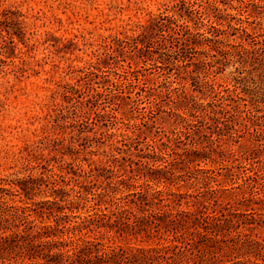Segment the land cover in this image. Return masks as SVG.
Here are the masks:
<instances>
[{
	"label": "rangeland",
	"instance_id": "rangeland-1",
	"mask_svg": "<svg viewBox=\"0 0 264 264\" xmlns=\"http://www.w3.org/2000/svg\"><path fill=\"white\" fill-rule=\"evenodd\" d=\"M185 1L203 22L181 17L180 0H0V182L43 174L61 175L67 191L161 190L164 219L230 212L255 218L241 231L263 241L264 0ZM211 26L225 33L219 43ZM90 64L98 76L79 82ZM111 82L122 93L87 105ZM64 84L86 91L75 107ZM155 230L149 242L111 235L123 245L179 244Z\"/></svg>",
	"mask_w": 264,
	"mask_h": 264
},
{
	"label": "trees",
	"instance_id": "trees-1",
	"mask_svg": "<svg viewBox=\"0 0 264 264\" xmlns=\"http://www.w3.org/2000/svg\"><path fill=\"white\" fill-rule=\"evenodd\" d=\"M213 1L215 4H227L226 0ZM179 3L181 17L196 14L198 20L203 22L205 17L202 10H192L193 6L185 0ZM211 27L215 30L212 41L219 43L218 38L225 33ZM188 33L187 28L185 34ZM251 36L246 33L243 40L247 41ZM258 37L261 38L258 44L264 46V32ZM244 51L247 56L254 55V51ZM222 55L232 53L225 51ZM0 62H3L2 59ZM95 69V65L90 64L79 82L98 76ZM115 74L121 78L120 74ZM110 86L113 89L107 87L88 97L87 105L99 107L108 103L105 102L107 90L122 93L121 84L111 82ZM62 88L64 102L72 104V107L86 93L71 84H64ZM58 177L16 175L15 178L1 180L0 264H259V260L264 263V240L254 239L241 231L247 225H254L257 222L255 218L241 221L240 215L230 212L218 215L215 211L194 213L183 210L176 214L167 213L164 219V195L161 190L127 193L122 197L114 196L117 190L110 195L105 188L104 192L99 193L86 186H81L78 191L74 188L67 191L58 187V179L65 186L70 184L61 175ZM72 193L74 200L62 205ZM47 194L52 199L35 201L36 197ZM169 206L168 203L166 207ZM154 207L158 210L152 209ZM86 209L94 211V214L79 215L81 211L88 213ZM67 210L73 214H68ZM247 215L250 213H243L241 217ZM45 217L48 220L53 217L55 224L44 221L36 223V220H45ZM153 228L159 235L172 233L173 242L179 244L115 243L116 235L120 238H137L143 234L149 242L155 237ZM112 232L116 235L112 236ZM105 239L107 242H104Z\"/></svg>",
	"mask_w": 264,
	"mask_h": 264
}]
</instances>
